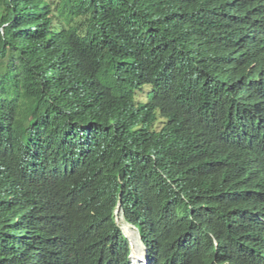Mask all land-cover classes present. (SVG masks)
<instances>
[{
  "label": "trees",
  "instance_id": "16d2710c",
  "mask_svg": "<svg viewBox=\"0 0 264 264\" xmlns=\"http://www.w3.org/2000/svg\"><path fill=\"white\" fill-rule=\"evenodd\" d=\"M264 264V0H0V264Z\"/></svg>",
  "mask_w": 264,
  "mask_h": 264
},
{
  "label": "rangeland",
  "instance_id": "374dc122",
  "mask_svg": "<svg viewBox=\"0 0 264 264\" xmlns=\"http://www.w3.org/2000/svg\"><path fill=\"white\" fill-rule=\"evenodd\" d=\"M117 220L119 222V224L122 226L124 233L128 236V238L130 239L132 245H133V254L135 255L132 257L134 264H141L143 263L141 260H139V258L142 255V251H143V244L140 241L139 238V232L138 229L136 230L133 226H131L130 224L126 223L122 217H117Z\"/></svg>",
  "mask_w": 264,
  "mask_h": 264
},
{
  "label": "clouds",
  "instance_id": "9594fccd",
  "mask_svg": "<svg viewBox=\"0 0 264 264\" xmlns=\"http://www.w3.org/2000/svg\"><path fill=\"white\" fill-rule=\"evenodd\" d=\"M122 217L123 218V216H121V215H118L117 217ZM123 220L126 222V223H128L124 218H123ZM117 222H118V220H117ZM119 223V222H118ZM129 224V223H128ZM120 225V224H119ZM131 225V224H130ZM131 226H133L135 229H136V227L134 226V225H131ZM120 227L122 228V226L120 225ZM122 230H123V228H122ZM137 230V229H136ZM139 234V233H138ZM126 235V234H125ZM127 236V235H126ZM128 237V236H127ZM139 238H140V235H139ZM129 239V238H128ZM140 241H141V239H140ZM129 242H130V260H131V264H134V262H133V259H132V257L134 256V258H135V255L133 254V245H132V243H131V241H130V239H129ZM142 242V241H141ZM143 244V243H142ZM139 260H141L143 263H141V264H147V258H146V255H145V247H144V245H143V251H142V255H141V257L139 258Z\"/></svg>",
  "mask_w": 264,
  "mask_h": 264
}]
</instances>
